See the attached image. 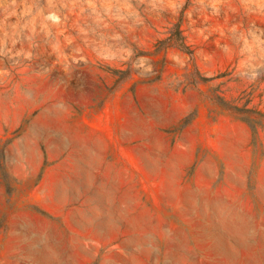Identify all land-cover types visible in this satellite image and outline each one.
<instances>
[{
	"label": "rangeland",
	"instance_id": "rangeland-1",
	"mask_svg": "<svg viewBox=\"0 0 264 264\" xmlns=\"http://www.w3.org/2000/svg\"><path fill=\"white\" fill-rule=\"evenodd\" d=\"M263 115L264 0H0V264H264Z\"/></svg>",
	"mask_w": 264,
	"mask_h": 264
},
{
	"label": "trees",
	"instance_id": "trees-1",
	"mask_svg": "<svg viewBox=\"0 0 264 264\" xmlns=\"http://www.w3.org/2000/svg\"><path fill=\"white\" fill-rule=\"evenodd\" d=\"M177 42H173L171 44L168 45L169 46H178L180 49H182L183 51H186V52H189V53H192L190 50H189V47L187 46V44L185 43V40H184V36L182 34V31L178 28V31H177ZM229 111L239 115L241 117V119L253 124V128L255 131H257V123L255 122V120H253V115L251 114L252 111L251 110H245L243 108H239L237 106H229V108H227ZM264 116V115H263Z\"/></svg>",
	"mask_w": 264,
	"mask_h": 264
},
{
	"label": "bare ground",
	"instance_id": "bare-ground-1",
	"mask_svg": "<svg viewBox=\"0 0 264 264\" xmlns=\"http://www.w3.org/2000/svg\"><path fill=\"white\" fill-rule=\"evenodd\" d=\"M33 125L35 126V125H36V123H35V124H33ZM38 126H39V125H38ZM33 128H35V127H33ZM37 128H38V127H37ZM38 134H39V133H38ZM36 135H37V134H36ZM23 138H24V137H23ZM34 138H36V137H34ZM31 140H32V139H31ZM32 141H33V140H32ZM24 142H27V141H25V140H24ZM22 144H23V143H22ZM28 144H29V143H28ZM26 145H27V144H26ZM28 146H29V145H28ZM28 146H27V147H28ZM77 224H78V223H77Z\"/></svg>",
	"mask_w": 264,
	"mask_h": 264
}]
</instances>
